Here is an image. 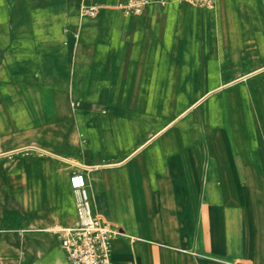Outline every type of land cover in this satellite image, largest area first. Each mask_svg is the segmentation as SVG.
<instances>
[{"label": "crops", "instance_id": "0c3cea01", "mask_svg": "<svg viewBox=\"0 0 264 264\" xmlns=\"http://www.w3.org/2000/svg\"><path fill=\"white\" fill-rule=\"evenodd\" d=\"M262 70L264 0H0L11 258L70 264L82 172L112 264H264V93L241 127L213 101Z\"/></svg>", "mask_w": 264, "mask_h": 264}, {"label": "built area", "instance_id": "2783aa9c", "mask_svg": "<svg viewBox=\"0 0 264 264\" xmlns=\"http://www.w3.org/2000/svg\"><path fill=\"white\" fill-rule=\"evenodd\" d=\"M185 1L207 8H213L217 3V0ZM141 3H129L125 7L128 12H134ZM96 12L95 5H82L80 8L81 16H95ZM70 184L77 194L80 218L77 226L66 229L61 242L70 264H112L109 246L112 230L93 213L84 173L74 172L70 176Z\"/></svg>", "mask_w": 264, "mask_h": 264}, {"label": "rangeland", "instance_id": "374dc122", "mask_svg": "<svg viewBox=\"0 0 264 264\" xmlns=\"http://www.w3.org/2000/svg\"><path fill=\"white\" fill-rule=\"evenodd\" d=\"M237 93L232 99L216 98L214 99L216 116L220 121V126H225L227 120H234L237 126L244 125L245 117L252 111L256 112V120L259 122L261 117L259 112V104L261 102L259 95L264 93V70L256 72L252 77L242 80L236 84ZM247 114V115H245ZM246 131L235 130L234 135L239 138ZM260 132L257 131L259 137ZM258 149V148H256ZM243 185V181L240 182ZM10 207L9 197L5 196L4 199L0 197V208ZM9 228L3 226L0 220V264H20L18 258H11L12 253L9 247L6 246L4 239L10 234L7 231Z\"/></svg>", "mask_w": 264, "mask_h": 264}, {"label": "bare ground", "instance_id": "6f19581e", "mask_svg": "<svg viewBox=\"0 0 264 264\" xmlns=\"http://www.w3.org/2000/svg\"><path fill=\"white\" fill-rule=\"evenodd\" d=\"M37 121V120H36ZM91 202V201H90Z\"/></svg>", "mask_w": 264, "mask_h": 264}]
</instances>
